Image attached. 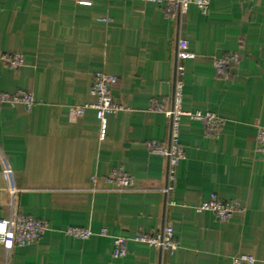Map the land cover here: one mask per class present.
I'll list each match as a JSON object with an SVG mask.
<instances>
[{
	"label": "crops",
	"instance_id": "obj_1",
	"mask_svg": "<svg viewBox=\"0 0 264 264\" xmlns=\"http://www.w3.org/2000/svg\"><path fill=\"white\" fill-rule=\"evenodd\" d=\"M183 16L140 0H0V92L26 90L35 102L0 106V220L43 219L39 240L7 250L0 264H232L251 255L264 264V0H208ZM194 58L185 64L181 108L224 120L219 135L181 117L184 158L169 185L168 160L149 143L169 145L166 111L174 100L179 40ZM22 55L13 68L3 55ZM239 54L229 77L214 61ZM117 77L121 106L103 121L96 110L94 75ZM153 100L165 111L152 108ZM133 177L121 188L105 182L112 170ZM211 194L240 203L226 221L198 207ZM68 227L94 234L79 240ZM171 227L174 250L134 241ZM105 231L106 234H102ZM114 237L127 240L112 256Z\"/></svg>",
	"mask_w": 264,
	"mask_h": 264
},
{
	"label": "built area",
	"instance_id": "obj_2",
	"mask_svg": "<svg viewBox=\"0 0 264 264\" xmlns=\"http://www.w3.org/2000/svg\"><path fill=\"white\" fill-rule=\"evenodd\" d=\"M144 2L163 5L166 10V16L172 17L175 14L184 15L191 4L197 6L202 12L206 13L209 9L208 0H140ZM194 58L189 51L188 42L184 39L179 40L176 52L175 71H174V100L172 108L166 111V115L170 121V142L169 145H161L156 141L149 143L152 153L162 155L168 160L167 177L169 185L165 188L164 193L170 195L174 190L176 179V169L180 161L184 158V150L178 143L179 127L181 117L188 115L191 119L204 123L206 131L212 135H219L225 122L213 113H184L181 108L185 64L188 60ZM2 60L13 68L21 67L24 64L22 55H3ZM241 61L239 54H227L221 58L215 59V72L219 77H229L230 68ZM118 79L113 75L106 73H97L94 75L91 94L96 97V102L86 105L78 109L79 113H83L85 108L96 110L97 117L103 121L107 114H115L121 110V106L114 98L112 92L117 85ZM35 99L29 91L18 90L15 93L0 92V106L3 104H24L31 107ZM152 108L165 111L164 103L153 100ZM257 149L264 153V128L258 130L256 136ZM105 182L115 184L121 188H130L134 185L133 177L124 171L117 169L112 170L105 177ZM240 203L236 201H225L220 199L216 194H211L208 200L204 201L199 207V211H211L216 217L223 222L228 221L232 215L241 210ZM50 230V224L43 219H36L25 215H19L15 219L0 220V245L7 250L14 247L26 246L34 241L41 239ZM65 234L79 240H88L93 236V232L88 228L68 227ZM102 234H106L102 231ZM134 241L144 243L152 247L161 248L163 250H174L176 247L174 231L171 227L165 228L162 234L151 236L139 233L135 235ZM128 250L127 240L123 237H114L112 243V256L115 259L126 256ZM256 259L251 255H240L233 258L232 264H255Z\"/></svg>",
	"mask_w": 264,
	"mask_h": 264
}]
</instances>
